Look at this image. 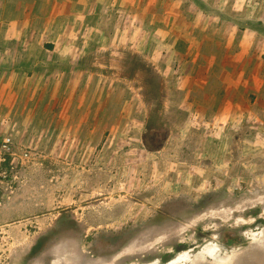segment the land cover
Masks as SVG:
<instances>
[{
	"label": "rangeland",
	"instance_id": "obj_1",
	"mask_svg": "<svg viewBox=\"0 0 264 264\" xmlns=\"http://www.w3.org/2000/svg\"><path fill=\"white\" fill-rule=\"evenodd\" d=\"M221 2L233 6L223 13L227 14L224 17L234 21L240 22L245 17V6L252 11L248 12L252 18L255 13L260 19L250 22L249 28L257 30L264 37V0ZM32 5L27 9L29 16L36 12V5ZM203 7L204 11L210 12L208 7ZM86 20L87 24H91L90 20ZM76 23L67 29H64L65 24L59 25L54 33L57 36L63 31L68 35L77 34ZM93 26L91 24L89 28ZM37 30L32 25L24 32L0 24V51L6 57L11 56L6 58L0 55V139L9 136L19 147L26 146L33 153V159L18 173L15 191L0 207V264H52L58 258H77L78 253L85 257L81 264H92L97 260L102 264H167L184 253L189 255L188 263L205 245L220 247V257L228 252L233 253V250L245 249L251 243L257 245L259 240L249 239L247 234L261 231L264 236V185L245 186L243 191L239 187L241 191H231L223 181H212L197 187L189 182L182 194H165V199L153 201L150 193L143 192V189H147L143 183L151 177L127 169L132 166L130 163L121 164L116 169H108L109 166L97 168V165L87 170L85 168L94 164L96 154L91 160V154L86 155L88 150L85 146L74 155H67L63 150L55 152L56 146L66 145L67 129L75 132L87 129L89 132L98 129V125L99 130L127 131L119 139L112 136L107 138L106 144L109 146L117 145L120 141L119 147L122 149L116 152L118 154L123 155L134 145L140 144L147 150L159 151L168 136L176 134L175 126L183 118L180 105L182 102L190 104L194 98V91L185 86L182 89L181 77L184 73L181 65L185 64L182 61L184 57L145 56L150 41L146 45L144 42L143 47L135 48V45L126 46L122 42L57 40L55 44L60 55L58 59H53L45 52L51 28L44 32L46 40ZM27 32H34V40L26 38ZM157 44L154 43L155 46ZM78 49L81 51L77 54ZM74 51L77 55L71 56V53L75 54ZM34 53H45V56L38 62ZM187 61L186 66H191L192 60L187 58ZM20 69H27L29 74L35 69L41 70L43 79H37L36 75L28 79ZM10 72L15 73V78ZM12 79L21 82L26 91H17L15 96L9 94L5 84ZM199 92L210 94L209 89ZM121 100L125 102L123 106L118 105ZM167 100L169 104L164 106ZM12 101L13 104H8ZM184 109L189 111V105ZM98 110L109 118L108 121H90ZM55 113L59 117L67 113L74 121L66 125L60 119H53L50 126V117ZM179 113L180 117L177 118ZM36 115L41 117L39 121L33 120ZM27 126L30 130L26 128L25 131ZM198 128L204 129L196 125L195 129ZM51 129L58 132L57 143L50 135ZM29 131L32 134H24ZM212 134L208 133V136ZM195 137L192 133L186 139L172 138L174 151L171 154L175 158L193 160L196 154ZM261 141L264 142V138ZM79 144H82L81 139L72 140V146L79 147ZM94 145L90 143L89 146ZM109 155L108 152L107 157ZM262 159V155L253 158L257 163H261ZM65 163L73 168L68 170L71 175L73 170L77 177L87 178L86 175L93 172L99 176L100 185H88L87 191H81L91 195L88 200L78 197L79 187L63 185L58 181L68 172L69 166ZM202 166L207 165L202 163ZM250 172H255V169ZM137 178H140L139 185L132 182ZM186 179L189 180L188 177ZM133 186H138V192L135 187V192H130ZM65 194H72V197L61 200L59 197ZM130 199H137V202L125 204ZM243 201L248 203L247 206L242 204ZM152 204L153 210L147 211ZM120 205L131 214L124 216L121 210L117 211ZM242 206L245 208L242 209ZM233 208L235 211H232ZM135 214L138 216L135 217ZM128 248L130 250L127 251Z\"/></svg>",
	"mask_w": 264,
	"mask_h": 264
},
{
	"label": "crops",
	"instance_id": "obj_2",
	"mask_svg": "<svg viewBox=\"0 0 264 264\" xmlns=\"http://www.w3.org/2000/svg\"><path fill=\"white\" fill-rule=\"evenodd\" d=\"M219 1L222 0H210L209 3L207 0H0V15H2L0 24L2 26L7 25L8 29L12 27L14 30L24 31L32 25L34 29H38L37 32L42 34L41 38L44 40H46L44 32L51 28V32H48L51 34L48 49L45 52L53 59H58L60 55L55 44L57 40L62 42L81 40L87 43L122 42L126 46L135 45V48L143 47L146 42L150 41L149 51L145 56L175 58L180 55L184 57L182 61L185 64L181 65L184 73L181 77L183 79L182 89L190 88L192 92L194 91L190 92L194 98L190 104L182 102L180 105L179 110L183 118L175 126L176 134L168 136L166 143L159 151L147 150L143 144H140L134 145L123 155L118 154L116 152L122 149L119 147L120 141L117 145L114 143L109 146L106 144L107 138L112 136L119 139L126 135L127 131L99 130L98 125V129L89 132L86 131L87 129L81 132L67 129L65 131L66 145H54L56 146L55 152L63 150L67 155H74L85 146L88 150L86 155L91 154V160L96 154L94 164L90 168H85L87 170H92L97 165V168L109 166L108 169H116L120 168L121 164L130 163L132 166L127 169L137 171L141 176L151 177L149 181L147 180L148 182L146 181L150 185L143 183L147 186L143 192L150 193L153 201L165 199V194H173L172 196L182 194L189 182L197 187L206 183L210 184L212 181L215 183L223 181L231 188V191L234 189L241 191L239 187H242L243 191L245 186L264 185V142L261 141L264 138V37L257 30L249 28L250 22L259 21L260 18L255 13L252 18L248 13L252 11L246 6L244 8L247 9L245 17L241 18L240 22L224 17L227 14L225 15L223 11L230 10L233 6L231 4L227 6L228 2L219 3ZM32 4L36 5V12L33 16H29L27 9L33 6ZM203 5L208 7L210 12L204 11ZM6 15L9 17L5 18ZM86 19L90 20L94 28H89L91 24H87ZM75 22H77L74 25L78 29L77 34L68 35L63 31L57 36L54 33V29L59 25L65 24L64 29H67ZM29 32L26 38L32 40L34 32L31 34ZM18 35L21 36L20 33ZM156 42L161 46L159 44L155 46ZM153 48L155 51L150 52ZM80 51L81 49H78L77 54ZM76 52L71 53V56H76ZM44 54L34 53L35 60L42 59ZM0 55L6 57L1 51ZM6 58H11V56ZM187 58L192 60L189 67L186 66ZM21 70L22 75L28 79L34 75L37 79H43L41 70L35 69L32 74H29L27 69ZM10 73L15 78V73ZM12 80L5 84L9 94L15 96L17 91H26L21 82ZM207 89L210 91L209 95L200 94L199 90ZM8 104H13V101ZM122 104L125 102L122 100L118 102V105L123 106ZM168 104L167 100L164 106ZM186 105H189V111L184 109ZM180 113L177 118L180 117ZM92 116L94 117L91 120L89 117L91 122H103L102 120L105 122L109 119L103 115L101 110ZM40 118L36 115L33 120L39 121ZM53 119H60L66 122V125L74 121V118L70 120L67 113H62L60 117L58 113H55L50 117V126H52ZM123 120H126V116ZM130 120L132 121L133 118L130 117ZM196 125L203 126L205 130L202 128L196 130ZM26 128L30 130L27 126L25 131ZM195 130L197 133L194 132ZM30 132L24 134H32ZM192 133L196 136L194 138L196 154L193 160H188V163L185 157L183 160L171 154L174 151L171 144L175 136L181 140V138L186 139L191 136ZM208 133L213 134L209 137ZM50 135H53L57 143L58 132L51 129ZM76 138L82 141L79 147L71 145L72 140ZM90 143L95 145L90 147ZM108 152L110 155L107 157ZM127 155L129 156L126 157ZM256 155L263 156L261 163L253 160ZM202 163H206L207 166H202ZM65 165L70 164L65 163ZM70 169L73 168L69 166L67 171ZM251 169H255V172L251 173ZM222 170L225 172H221ZM235 170L240 172L235 173ZM71 171L72 175L68 171L66 177L57 180L63 185L79 187L78 197L88 200L91 195L81 191H87L88 185H100L97 179L99 176L93 172L86 175L87 178L77 177L75 172ZM186 177L190 181H187ZM139 180L140 178H137L132 182L139 185ZM134 187L138 192V186L129 187L130 192L134 190ZM69 197L71 198L72 194H65L59 198L68 200ZM134 201L137 202V199H130L125 204L132 205ZM242 204L247 206L248 203L243 201ZM245 206L241 208L244 209ZM118 208L117 211L121 210L124 216L131 214V211L122 205ZM152 208L154 204L147 211ZM232 211H235L234 208ZM136 216L138 215L135 214Z\"/></svg>",
	"mask_w": 264,
	"mask_h": 264
},
{
	"label": "built area",
	"instance_id": "obj_3",
	"mask_svg": "<svg viewBox=\"0 0 264 264\" xmlns=\"http://www.w3.org/2000/svg\"><path fill=\"white\" fill-rule=\"evenodd\" d=\"M32 159L33 153L26 146L19 147L9 136L0 139V207L15 191L18 173Z\"/></svg>",
	"mask_w": 264,
	"mask_h": 264
},
{
	"label": "bare ground",
	"instance_id": "obj_4",
	"mask_svg": "<svg viewBox=\"0 0 264 264\" xmlns=\"http://www.w3.org/2000/svg\"><path fill=\"white\" fill-rule=\"evenodd\" d=\"M247 235H249V239L251 238L253 240H259V242L256 243L257 245H254V246L258 247L259 250L264 252V236H263L262 232L261 231L257 232V233L252 232V233L247 234ZM253 247L250 248L249 251H251V249H253ZM128 250H130V249L128 248L127 251ZM221 250L222 249L220 247H218L217 245L214 246V244H209V245H205L203 248H201L196 254H194V256L197 255L196 256L197 258L201 257V256L202 257H210V260L214 261L216 264H234L235 263V261H233L234 256H232V255H234V253H238V251H240V250H235V251L233 250V253L228 252L226 256L220 257ZM121 253H124V252H121ZM71 254L73 255V253H71ZM78 254H79L80 258L78 257ZM78 254H77V258H72L71 257L72 255H71L70 256L71 259L69 258L68 260L67 259L64 260L66 257H64L63 259L58 258L55 261H53L52 264H81V261H83L85 259V257H82L83 254H81V253H78ZM244 255H246V254H244ZM251 255L253 256L252 253H251ZM188 258H189L188 253L180 254V255H177L175 258L171 259V261H169L167 264H184L188 261ZM190 259L191 260L186 264H194L192 261L193 257ZM246 261L248 262L247 264H255L256 263V261H254V259H248ZM92 264H102V262L100 263L97 260V262H95V263L93 262ZM104 264H106V263H104ZM152 264H157V263H152Z\"/></svg>",
	"mask_w": 264,
	"mask_h": 264
},
{
	"label": "water",
	"instance_id": "obj_5",
	"mask_svg": "<svg viewBox=\"0 0 264 264\" xmlns=\"http://www.w3.org/2000/svg\"><path fill=\"white\" fill-rule=\"evenodd\" d=\"M254 243H251L249 247L242 249L238 251V253H234L233 261H235L234 264H247L248 262L246 260L248 259H254L256 261L255 264H264V252L259 250L258 247L254 246ZM251 251L250 248H252ZM253 254V256L251 255ZM255 253V254H254ZM246 254V255H244ZM197 255L193 256V263L194 264H216L214 261H211L208 257H196ZM252 256V257H251ZM251 257V258H250ZM232 261V262H233ZM245 261V262H244ZM244 262V263H243Z\"/></svg>",
	"mask_w": 264,
	"mask_h": 264
}]
</instances>
